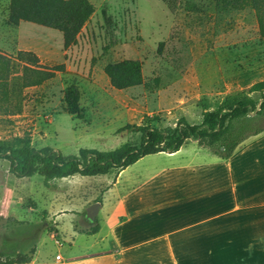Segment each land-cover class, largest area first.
I'll return each mask as SVG.
<instances>
[{
	"label": "rangeland",
	"instance_id": "374dc122",
	"mask_svg": "<svg viewBox=\"0 0 264 264\" xmlns=\"http://www.w3.org/2000/svg\"><path fill=\"white\" fill-rule=\"evenodd\" d=\"M89 1L94 13L77 43L64 51L62 35L55 30L25 22L9 27L10 0H0V54L14 59L19 51H31L41 66L65 68L21 96H0V139L29 134L32 147H51L64 156L80 149L110 151L124 143L139 145L140 134L121 130L127 125L157 118L153 124L161 130L175 128L182 119L198 126L203 113L217 109L227 96L264 101V91L251 90L264 82V39L250 10H217L211 0ZM125 59L141 62L144 85L117 91L103 70ZM21 66L17 63L16 69ZM71 84L81 93L82 119L65 112L64 91ZM258 111L259 105L247 117L229 122L224 137L230 147L264 129V111ZM187 141L184 152L197 148L195 140ZM197 143L219 152L204 140ZM104 180L106 176L77 175L45 185L39 175L14 177L9 163L0 160V252L29 254L38 247L45 258L57 252L66 257L72 225H91L79 216L87 218L90 203L105 189ZM55 228L60 249L50 237Z\"/></svg>",
	"mask_w": 264,
	"mask_h": 264
},
{
	"label": "crops",
	"instance_id": "0c3cea01",
	"mask_svg": "<svg viewBox=\"0 0 264 264\" xmlns=\"http://www.w3.org/2000/svg\"><path fill=\"white\" fill-rule=\"evenodd\" d=\"M187 142L106 176L95 220L72 225L69 254L37 247L28 264H264V129L229 154L197 141L184 152ZM50 237L57 246L56 228Z\"/></svg>",
	"mask_w": 264,
	"mask_h": 264
},
{
	"label": "trees",
	"instance_id": "16d2710c",
	"mask_svg": "<svg viewBox=\"0 0 264 264\" xmlns=\"http://www.w3.org/2000/svg\"><path fill=\"white\" fill-rule=\"evenodd\" d=\"M211 1L217 10H250L256 19L258 36L264 39V0ZM93 13L94 7L89 0H10L7 25L16 28L25 22L55 30L62 35L63 49L67 51L77 43ZM101 13L105 25L110 27L111 17L106 9L103 8ZM17 63L22 65L19 71L16 69ZM64 69L63 64L52 68L41 66L39 57L31 51H19L14 59L0 54V95L21 96L23 90L42 86L52 80L56 73H64ZM103 71L110 86L117 91L144 85L139 60L125 59L108 63ZM251 90L264 91V82L256 83ZM80 98V90L75 84L69 85L64 91L65 112L78 119L83 117ZM258 105V112L264 111V101L258 104L245 95L227 96L217 109L203 113L202 124L198 126L189 125L182 119L175 128L161 130L153 124L157 118L139 126L127 125L121 130L131 129L140 134L139 145L124 143L110 151L80 149L77 155L64 156L51 147H32L29 134L0 139V160L9 163V172L14 177L20 179L39 175L47 185L51 180L77 175L115 176L145 156L176 153L190 139L204 140L207 147H217L219 152L223 149L224 153L229 154L237 145L235 143L230 147V141L224 137L229 130V122L247 117ZM100 202V198L94 200V203ZM98 230L99 226L95 224L83 233L92 235ZM34 251L33 248L29 254L15 255L0 252V264H28L32 261Z\"/></svg>",
	"mask_w": 264,
	"mask_h": 264
},
{
	"label": "water",
	"instance_id": "95a60500",
	"mask_svg": "<svg viewBox=\"0 0 264 264\" xmlns=\"http://www.w3.org/2000/svg\"><path fill=\"white\" fill-rule=\"evenodd\" d=\"M99 209V204L98 203H94L90 206V208L87 210V219L90 221H94L97 211Z\"/></svg>",
	"mask_w": 264,
	"mask_h": 264
},
{
	"label": "built area",
	"instance_id": "2783aa9c",
	"mask_svg": "<svg viewBox=\"0 0 264 264\" xmlns=\"http://www.w3.org/2000/svg\"><path fill=\"white\" fill-rule=\"evenodd\" d=\"M57 246H59V247L61 246L60 242H57ZM56 260L57 261H60L61 260V257L59 255L56 256Z\"/></svg>",
	"mask_w": 264,
	"mask_h": 264
}]
</instances>
